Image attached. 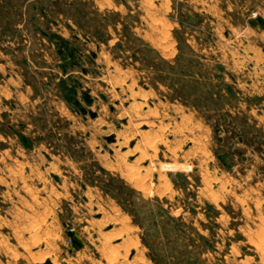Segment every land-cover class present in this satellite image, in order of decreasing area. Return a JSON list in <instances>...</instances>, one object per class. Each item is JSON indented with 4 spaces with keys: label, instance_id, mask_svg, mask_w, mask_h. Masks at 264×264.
Segmentation results:
<instances>
[{
    "label": "rangeland",
    "instance_id": "374dc122",
    "mask_svg": "<svg viewBox=\"0 0 264 264\" xmlns=\"http://www.w3.org/2000/svg\"><path fill=\"white\" fill-rule=\"evenodd\" d=\"M0 264H264V0H0Z\"/></svg>",
    "mask_w": 264,
    "mask_h": 264
},
{
    "label": "bare ground",
    "instance_id": "6f19581e",
    "mask_svg": "<svg viewBox=\"0 0 264 264\" xmlns=\"http://www.w3.org/2000/svg\"><path fill=\"white\" fill-rule=\"evenodd\" d=\"M29 188V187H28ZM119 256V255H118ZM113 258V257H112ZM114 260V259H113Z\"/></svg>",
    "mask_w": 264,
    "mask_h": 264
}]
</instances>
